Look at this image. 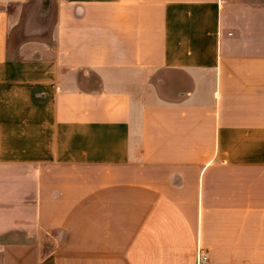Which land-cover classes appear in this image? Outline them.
I'll return each mask as SVG.
<instances>
[{"label": "crops", "instance_id": "1", "mask_svg": "<svg viewBox=\"0 0 264 264\" xmlns=\"http://www.w3.org/2000/svg\"><path fill=\"white\" fill-rule=\"evenodd\" d=\"M199 250L264 264V0H0V264Z\"/></svg>", "mask_w": 264, "mask_h": 264}, {"label": "rangeland", "instance_id": "2", "mask_svg": "<svg viewBox=\"0 0 264 264\" xmlns=\"http://www.w3.org/2000/svg\"><path fill=\"white\" fill-rule=\"evenodd\" d=\"M11 11H12V15H14V13H15V10L13 9H11ZM26 11V10H25ZM48 28L49 27H47V31H48ZM47 31H45L46 33H47ZM25 36V35H24ZM23 35H21V36H19V35H17V34H13V33H11V36H10V40H9V52L12 54V53H14V51H15V47L18 45V43H22V42H24L25 40H24V37ZM60 237V234H59V232H55V233H51V234H49V235H46V236H44V239H43V241H44V243L45 244H47V246L49 247V245H50V241H52V238H56V239H58Z\"/></svg>", "mask_w": 264, "mask_h": 264}, {"label": "built area", "instance_id": "3", "mask_svg": "<svg viewBox=\"0 0 264 264\" xmlns=\"http://www.w3.org/2000/svg\"><path fill=\"white\" fill-rule=\"evenodd\" d=\"M196 262L197 264L205 263L207 262V256L203 250H199L196 253Z\"/></svg>", "mask_w": 264, "mask_h": 264}, {"label": "water", "instance_id": "4", "mask_svg": "<svg viewBox=\"0 0 264 264\" xmlns=\"http://www.w3.org/2000/svg\"><path fill=\"white\" fill-rule=\"evenodd\" d=\"M45 1V3L48 1V0H44Z\"/></svg>", "mask_w": 264, "mask_h": 264}]
</instances>
